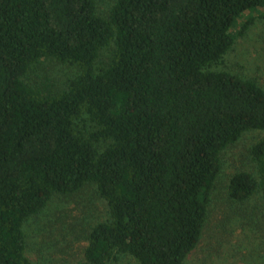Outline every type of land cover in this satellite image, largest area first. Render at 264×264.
I'll return each mask as SVG.
<instances>
[{
    "label": "trees",
    "instance_id": "16d2710c",
    "mask_svg": "<svg viewBox=\"0 0 264 264\" xmlns=\"http://www.w3.org/2000/svg\"><path fill=\"white\" fill-rule=\"evenodd\" d=\"M260 9L264 0H116L101 17L95 0H0V264H33L24 223L87 185L108 213L90 231L87 263L183 264L222 152L264 132V91L211 71L236 21ZM47 59L79 73L41 96L24 78ZM249 154L260 181L235 174L229 197L261 189L264 208V136Z\"/></svg>",
    "mask_w": 264,
    "mask_h": 264
},
{
    "label": "rangeland",
    "instance_id": "374dc122",
    "mask_svg": "<svg viewBox=\"0 0 264 264\" xmlns=\"http://www.w3.org/2000/svg\"><path fill=\"white\" fill-rule=\"evenodd\" d=\"M116 0H95L97 13L106 17ZM251 21L242 36V26ZM231 33L232 49L211 71L226 72L255 83L264 91V9L244 13ZM106 51L101 61L108 60ZM77 68L51 59L33 65L24 78L37 94H57L78 75ZM264 132H249L221 154V171L212 187L207 218L196 248L183 264H264V208L262 191L247 201L229 197L231 178L248 172L260 181L256 163L249 151ZM107 207L94 185L70 196L55 195L44 211L23 226L25 253L33 264H89L85 258L92 228L106 221ZM107 264H136L128 256H116Z\"/></svg>",
    "mask_w": 264,
    "mask_h": 264
}]
</instances>
